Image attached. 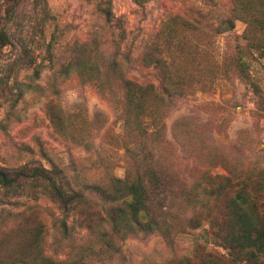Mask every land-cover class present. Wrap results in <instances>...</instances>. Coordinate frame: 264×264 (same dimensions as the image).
Returning a JSON list of instances; mask_svg holds the SVG:
<instances>
[{
  "label": "rangeland",
  "instance_id": "obj_1",
  "mask_svg": "<svg viewBox=\"0 0 264 264\" xmlns=\"http://www.w3.org/2000/svg\"><path fill=\"white\" fill-rule=\"evenodd\" d=\"M8 7L0 0V168H25L28 178L0 187V264H245L231 259L210 223L238 182L261 189L264 207V106L235 68L247 44L236 0H21L11 16ZM227 20L234 28L218 32ZM80 51L103 69L97 82L61 73ZM147 55L163 65H147ZM167 73L182 84L171 93L185 94L167 107L153 100L159 123L147 143L169 230L115 238L110 254L108 204L92 195L65 212L29 170L56 168L78 191L124 178L135 144L122 118L121 76L161 93ZM251 74L264 94L263 60ZM194 189L210 194L199 223L187 204Z\"/></svg>",
  "mask_w": 264,
  "mask_h": 264
},
{
  "label": "trees",
  "instance_id": "obj_2",
  "mask_svg": "<svg viewBox=\"0 0 264 264\" xmlns=\"http://www.w3.org/2000/svg\"><path fill=\"white\" fill-rule=\"evenodd\" d=\"M19 1L21 0H4V3L9 5L7 15H13ZM236 3L241 14L239 19L247 25L244 40L247 41L245 48L249 50L251 60L243 55L245 51L243 47L239 56L235 58V68L240 77L250 85L258 103L264 106V94L260 84L251 74L252 62L264 61V4L261 8H251L243 1L236 0ZM224 25L225 27L218 32L234 28L232 20L225 21ZM6 44L1 34L0 52ZM145 60L149 66L156 65L160 68L163 65L161 58L147 55ZM166 65L169 68L168 64ZM111 67L115 68V64ZM60 71L66 76L77 74L83 82L93 83L103 75L100 64L86 59L81 51L63 65ZM121 78L124 83L126 101L122 118H124L125 131L132 135L131 142L135 144L133 145L135 150L127 146L128 152L133 154L131 156L133 171L127 172L124 178L110 177L107 180L108 183L85 182L82 190L78 191L70 185L65 187L63 183L66 178L56 168L54 170L45 168L29 170L31 174L29 176L45 183L49 190L52 189V197L65 212L88 201V197L92 195L99 196L108 204L106 220L110 232L104 229L103 231L106 243H108L107 251L110 254L115 249V238L124 240L141 235L165 234L166 230H169L171 214L164 211L160 197L163 193V183L152 164L154 153L148 147L147 140L154 135V132H151L152 127L158 126L159 123L153 109V100L157 98L159 108L167 107L174 97L181 98L185 94L184 92L171 93L182 84L168 73L165 79L169 82L165 90L162 88L161 93L156 90L154 84L141 85L124 76ZM169 83L175 84V87H171ZM162 128H165V125ZM27 178L28 173L25 168L12 172L0 168V187L2 188L15 187ZM236 189L235 196L228 199L224 214L210 217V223L216 224V236L229 251L231 259L237 263L264 264V207L257 201L260 199L261 189H252L245 182H238L234 191ZM193 193L187 199V204L193 212L192 220L199 223V211L210 210L208 201L210 194L208 192L197 193L196 189ZM63 227L67 228L66 222L63 223ZM199 264L213 263L202 261Z\"/></svg>",
  "mask_w": 264,
  "mask_h": 264
}]
</instances>
